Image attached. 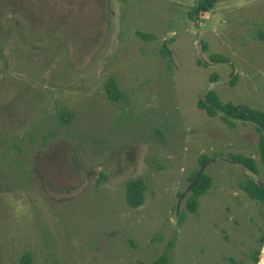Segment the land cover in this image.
<instances>
[{"label": "rangeland", "instance_id": "obj_1", "mask_svg": "<svg viewBox=\"0 0 264 264\" xmlns=\"http://www.w3.org/2000/svg\"><path fill=\"white\" fill-rule=\"evenodd\" d=\"M196 3L0 0V264L25 254L34 264H152L174 237L170 264H255L264 206L239 183L264 185L259 133L197 103L215 91L264 112V0H218L198 19ZM202 42L232 63L212 64ZM111 81L122 100L109 98ZM17 146L33 149L26 179ZM232 154L255 158L260 174ZM195 173L213 187L190 214ZM132 180L146 186L138 209L126 202Z\"/></svg>", "mask_w": 264, "mask_h": 264}, {"label": "trees", "instance_id": "obj_2", "mask_svg": "<svg viewBox=\"0 0 264 264\" xmlns=\"http://www.w3.org/2000/svg\"><path fill=\"white\" fill-rule=\"evenodd\" d=\"M13 0H11L12 2ZM19 1V0H17ZM218 4V0H197L196 6L191 11V18H199L201 14L211 13L215 10ZM199 22L200 19H199ZM136 35L144 42L157 41V36L151 33H144L137 31ZM202 53H209V60L212 64L218 65H229L232 63L231 59L228 56L221 54H211L209 45L206 42L200 44ZM171 53L164 48L161 49V56L166 58ZM202 65L201 62H199ZM207 66L206 64H203ZM219 77L213 75L211 77V83L217 82ZM237 81V76L232 79L231 85L234 86ZM107 93L109 98L112 101H120L123 99L122 94L118 91L115 83L111 81L107 85ZM197 107L199 110L205 112L209 118L220 117V120L228 128H236L237 122L251 123L255 125L257 132L259 133V142H258V154L262 169L264 171V112L258 109H254L245 104H235L233 102H224L219 97L215 91H207L205 95L200 96ZM17 149L20 159H14L15 173L19 174L20 177L26 179L27 173L24 170L25 159L30 155L32 150L24 151L19 146ZM3 156V155H2ZM230 159L246 168L253 175H259L260 170L258 163L255 158L248 157L244 155H229ZM211 157L204 155L199 161L200 167H205L210 161ZM1 163V158H0ZM1 171V165H0ZM191 182V192L186 201L187 211L190 214H196L201 206V198L205 196L213 187V178L206 173L202 174H193L190 178ZM240 189L245 192V194L254 202H257L264 206V185L259 184L251 176H247L243 181L239 183ZM145 183L141 180H132L126 185V202L128 206L132 209L140 208L145 202ZM186 215L182 214L179 217L178 223L180 226L184 224ZM176 237L169 243L165 252L152 264H170L171 263V252L175 247ZM261 249L257 250L254 253L255 264H258L261 257L262 249L264 248V234L260 238ZM21 264H34L33 258L30 254H25L21 259Z\"/></svg>", "mask_w": 264, "mask_h": 264}, {"label": "water", "instance_id": "obj_3", "mask_svg": "<svg viewBox=\"0 0 264 264\" xmlns=\"http://www.w3.org/2000/svg\"><path fill=\"white\" fill-rule=\"evenodd\" d=\"M260 257H261V260H263L264 261V248H263V250H262V252H261V255H260ZM264 264V263H263Z\"/></svg>", "mask_w": 264, "mask_h": 264}]
</instances>
